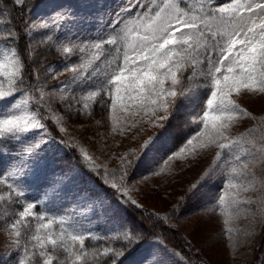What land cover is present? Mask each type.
I'll use <instances>...</instances> for the list:
<instances>
[{"label": "rangeland", "instance_id": "rangeland-1", "mask_svg": "<svg viewBox=\"0 0 264 264\" xmlns=\"http://www.w3.org/2000/svg\"><path fill=\"white\" fill-rule=\"evenodd\" d=\"M124 3L125 0H41L28 9L25 46L30 60V85L40 95L36 99L45 104L34 106L19 82L15 87L20 91L13 95L16 100H28L29 112H39L47 133L33 131L20 141L0 143V179L17 183L24 193L0 200V264H19L26 251L34 254L27 264H43L40 249L31 237L46 236L47 231L54 236L61 234L58 224L37 233L38 225L47 220L29 216L17 225L21 235L16 237L11 225L28 202L37 205V215L70 220L90 236L127 230L124 204L141 208V215L158 222L161 231L145 240L124 264H140L149 251L154 253L150 261L155 264L160 249H166L164 264H264V155L258 154L254 160L251 155L235 151L242 157L235 162L224 150V159L217 161L216 155L221 152L218 144L227 141L200 147L203 137H196V133L203 124L193 121L206 108L210 78L205 80L198 68L194 73L187 67L182 75L178 74L179 84L173 86L167 81L165 87L178 94L168 98L167 121L158 119L165 112L153 115L149 110L153 106L146 102L125 99L113 109L110 91L114 88L82 90L72 80L75 73L70 67L92 57L94 49L90 45L97 37L110 35L107 25ZM222 3L224 0H212L213 5ZM57 13L64 14L60 27L52 24ZM42 23L50 27L40 28ZM48 36L53 39L48 40ZM63 47L72 48V53L66 55ZM81 47L85 52H80ZM102 51L111 49L105 45ZM17 52L21 57L18 49ZM115 60L113 55L111 61ZM111 61L105 55L91 68L80 71L88 74L100 70L101 75L107 72L106 79L110 80ZM194 74L197 79L190 80ZM0 85L9 88L8 78L0 76ZM198 86L197 101L193 90ZM91 90L97 93L94 98L88 96ZM232 98L250 115L241 117L227 131L229 139L243 136V148L249 151L264 148V93L242 92ZM3 108L4 104H0ZM41 137L46 141L41 150L26 159V149ZM153 137L154 143L141 155V145ZM189 139H193V144H187ZM84 153L91 160L84 159ZM245 162L247 169L241 167ZM233 165L239 175L231 172ZM16 169H22V174L16 178L8 175ZM206 172L210 178L204 180ZM229 178L237 188L228 187ZM202 180L193 194V186ZM113 184L117 187L113 188ZM245 187L249 190L245 191ZM10 191L5 183H0V196L8 197ZM177 237L189 255L172 246L170 240ZM71 247L79 252L78 244ZM46 251L54 256L53 264L75 261L74 255L53 252L50 245ZM93 256L96 254L86 253L79 264L91 263Z\"/></svg>", "mask_w": 264, "mask_h": 264}, {"label": "snow or ice", "instance_id": "snow-or-ice-1", "mask_svg": "<svg viewBox=\"0 0 264 264\" xmlns=\"http://www.w3.org/2000/svg\"><path fill=\"white\" fill-rule=\"evenodd\" d=\"M3 2L4 0H0V3ZM25 2L26 0H14V3L20 6ZM63 19L64 14L57 13L52 24L60 27ZM38 26L45 29L50 27L48 23ZM107 27L111 30L110 35L107 38L97 37L90 45L94 49L92 57L79 66L70 67L75 73L72 80L78 87L82 90H90L94 87L109 90L114 88V91H110L113 109L118 102L123 104L125 99L141 104L146 102L153 106L149 109L153 115L158 111L165 112L166 115L158 119L167 121L170 118L168 98H175L178 94L175 90L166 88L165 83L170 80L175 86L180 83L178 74L182 75L187 67H191L194 73L198 68L201 77L211 80L206 108L202 116L198 114V118L193 121L203 124L201 131L196 133V137H203L200 147L217 144L221 140L227 141L218 144L221 152L216 155L217 161L224 159V150L228 151L230 157H234L235 162H240L242 159L241 155L235 154V151L251 155L254 160L258 154L264 155V148L256 149L255 152L243 148V136L229 139L227 135V131L241 117L250 115L232 98L233 94L264 93V0H224V3L218 5H213L212 0H125L122 8ZM16 37L17 33L9 31L3 40H0V43L4 44V47L0 48V76L8 78L10 85L7 89L0 85V104H4V108L0 109V143L20 141L33 131L38 134L47 133V127L39 112H29L28 100L23 98L16 100L13 95L20 91L15 85L17 82L23 83L24 69L17 49L8 47L9 42ZM52 39V36H48V40ZM105 45L109 46L111 51L107 53L102 51ZM62 51L67 55L72 53L73 49L63 47ZM80 52H85V48L81 47ZM105 55L110 61L113 55L116 57L115 61L108 64L110 80L106 79L107 72L101 75L100 70L88 74L80 71L91 68ZM189 79L196 80L197 77L194 74ZM193 91L194 98L198 101L199 86ZM96 94L95 90L88 92L89 98H94ZM8 100H11L10 104L6 103ZM87 107L85 105V108ZM154 126L163 125L154 124ZM31 139L36 140V137ZM154 139V137L149 138L141 145L139 149L141 155L148 151ZM44 142L46 141L41 137L36 144L29 145L26 149V159L36 156ZM251 143L255 146L254 141ZM187 144H193V139H189ZM84 159L91 160V157L84 153ZM224 163L227 164L229 161L224 160ZM248 166L246 162L241 165L244 169ZM231 172L240 174L234 165L231 167ZM20 174L22 169L8 173L13 178ZM209 178L210 173L206 172L204 180ZM204 180L193 186V194ZM0 183H5L11 190L8 197L0 196V200H10L14 193L23 196V189L17 183L8 184L2 179ZM112 187L116 188L117 185L113 184ZM228 187L237 188L238 185L229 178ZM244 190L248 191L249 188L245 187ZM223 199L221 197V202ZM36 207L35 203L28 202L19 212V219L11 225L16 237L21 235L17 225L26 221L29 216L40 221L47 220L46 223L38 225L37 233L41 230H50L54 224H58L61 232L59 236L47 231L46 236L36 234L31 237L36 241L35 246L40 249L39 256L43 258V264H53L54 256L46 251L48 245L52 246L53 252L63 251L74 255L73 264H79L86 255L85 240L90 236L86 237L81 232V227L70 220L37 215L34 212ZM117 239L125 241V248L129 251L142 242L141 234L133 233L131 229L123 230ZM77 242L80 245L79 252L71 247ZM165 252L166 249H160L161 255L155 260V264H164ZM124 254V250L114 253L117 264ZM103 255H113V252L106 250ZM33 256L34 254L30 255L26 251L19 264H27ZM153 256L154 253L149 251L141 258L140 264H151L150 257Z\"/></svg>", "mask_w": 264, "mask_h": 264}, {"label": "trees", "instance_id": "trees-1", "mask_svg": "<svg viewBox=\"0 0 264 264\" xmlns=\"http://www.w3.org/2000/svg\"><path fill=\"white\" fill-rule=\"evenodd\" d=\"M40 1L41 0H26L23 6L15 4L14 0H4L3 3H0V21H2V23H0V40H3L4 36L9 31L17 33L16 39L9 42L8 45L15 48L17 47L21 55V61L24 64L22 76L23 83H20V87L27 91L30 101H32L34 106L38 103V106L43 107L44 101L42 102L39 99H36L37 96L40 95L37 90H34V87L30 85V81L32 79V76H30V60L25 46L26 36L28 35L27 12L32 7H35ZM0 45L4 44L0 43ZM72 154L77 156L76 151L74 150ZM123 211L128 229H131L133 233L139 232L142 236V242L136 244V246L129 251L125 248L126 242L122 239H117V237L121 236L122 231L116 233H102L99 236L85 235L86 237L90 236V238L85 240V252L89 254H96V256L92 257V261L89 264H117V258L114 253L120 250H124L125 254L122 258H119L118 264H124L138 251L141 244L145 240L150 239L149 237L154 235L155 232L161 231L159 228L160 224L158 222L150 220L147 214V217L145 218L141 215L144 214V211L141 208L139 209L132 204H124ZM170 241L175 249H178L181 252L184 251V253L188 255L190 254V252H188L184 247L185 244L183 245V242L179 237L175 239L172 238ZM75 244H78L80 249L79 242ZM106 250H111L113 255H103ZM94 257H97L98 260L96 261V258Z\"/></svg>", "mask_w": 264, "mask_h": 264}]
</instances>
